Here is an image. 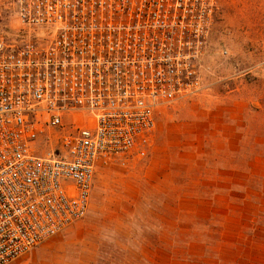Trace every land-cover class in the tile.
I'll return each mask as SVG.
<instances>
[{"label":"built area","instance_id":"2783aa9c","mask_svg":"<svg viewBox=\"0 0 264 264\" xmlns=\"http://www.w3.org/2000/svg\"><path fill=\"white\" fill-rule=\"evenodd\" d=\"M0 32V264L90 210L99 164L145 158L198 93L219 0H12Z\"/></svg>","mask_w":264,"mask_h":264},{"label":"rangeland","instance_id":"374dc122","mask_svg":"<svg viewBox=\"0 0 264 264\" xmlns=\"http://www.w3.org/2000/svg\"><path fill=\"white\" fill-rule=\"evenodd\" d=\"M21 29L0 0V32ZM9 264H264V0H219L202 88L145 158L99 164L88 215Z\"/></svg>","mask_w":264,"mask_h":264}]
</instances>
